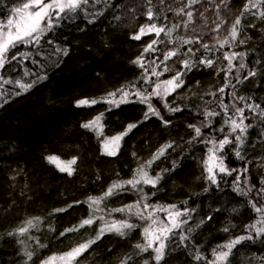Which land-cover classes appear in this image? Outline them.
Returning <instances> with one entry per match:
<instances>
[{
    "label": "trees",
    "instance_id": "1",
    "mask_svg": "<svg viewBox=\"0 0 264 264\" xmlns=\"http://www.w3.org/2000/svg\"><path fill=\"white\" fill-rule=\"evenodd\" d=\"M233 2L239 5L242 0ZM145 10L146 0H101L89 9L90 13L99 12L100 15L89 16L87 19L81 15L74 22L64 21L49 34L52 44L42 40L39 48L22 46L21 52L31 53L29 58L13 61L0 73L6 79L22 78L25 81L36 80L38 75L46 76V79L37 82L28 92L5 97L7 102L0 107V264H20L22 257L18 253L21 245L7 233L31 217L39 216L43 219L40 230H33L31 234L47 245L37 251L33 258L34 264H39L42 258L66 251L82 239L94 236L97 225L82 229L81 232L86 233L84 236L71 233V239L59 237L64 228L77 223L82 216L88 214L86 204L76 205L65 213H53V209L66 207L76 200L83 201L88 195H98L118 178H131L138 163L149 158L152 152L168 140H174L179 147L170 149L169 155L157 161L152 174L163 168L171 169L173 160L177 162V167L163 174L164 178L158 185L161 190L156 192L150 202L176 204L181 210L186 207L194 209L188 226L195 227L202 219L206 221L192 234L193 241L203 245L202 251L210 250V247L227 238V234L220 231L226 222L232 221L238 225L233 229L236 234H240L239 226L248 222L250 210L245 205V198L232 190L233 177L224 176L220 188L215 185L209 187L199 164L205 154V145L198 143L190 148L185 142L191 131L187 128V123L203 120V116L198 113H202L204 107L220 111L214 98L205 93L208 90L216 91L222 86L223 73L217 76L213 68H194L185 77L184 88L178 89L174 94L177 97L176 105L181 106L183 112L171 117L172 125L163 128L155 118L139 125L124 138L120 153L115 157L102 156L100 143L94 133L80 127L81 123L93 118L98 111L107 108V105L78 108V99L104 95L139 74L140 69L131 61L142 51L141 45L152 37L145 36L141 41H134L130 36L147 22L143 15ZM4 13L6 9L0 11V16ZM167 15L168 21L161 18L157 23L170 25L179 19L172 12ZM236 15V9L221 10V16L228 22L221 29V38L226 35L225 29ZM206 16L207 27L205 21L197 17L192 26L196 31L193 32L190 27L186 35H203L204 41L212 44L214 41L211 37L217 35L211 31L215 26L212 23L215 16L211 11ZM89 19L92 20L91 23ZM251 19L249 17L242 23L247 24ZM181 34H185L183 30ZM239 38L245 43L238 44L234 49L226 47L222 51L246 53V63L251 66L256 60H260L257 68L264 69V32L259 30V25L256 29L244 28ZM54 48L67 49L68 55L54 52ZM160 48L163 49L164 45H160ZM208 55L212 56L213 53ZM215 56H221V53L216 52ZM56 61H59L58 65L55 64ZM172 63L173 61H169V64ZM217 64L226 65L227 61H223L221 57ZM175 67L181 66L176 64ZM26 72L29 73L27 76ZM166 75L170 76L172 73ZM4 88L9 93L19 91L12 85H4ZM230 91L231 89L226 90L224 102L229 105L235 102L237 106L243 107V102L233 101L228 94ZM236 95L250 97L248 103H258L264 107V75L238 84ZM168 99L171 101L173 97ZM204 101L211 103L205 105ZM142 107L127 104L106 112L105 134H115L123 130L127 123L140 119L142 113L139 109ZM245 114L250 117L245 123L252 124L241 150L245 159H237L231 146H227L222 155H225V163L230 168H247L250 183L259 187L260 177L264 176V167L257 166V162L264 157V120L247 110ZM221 123L220 117H216L212 128L203 129L205 135L222 138L221 133L214 131ZM133 152L137 153V157H133ZM52 153L59 154L62 158L79 155L83 161L79 173L73 177L59 173L45 159ZM97 175L100 177L98 180ZM235 175L237 173H233ZM241 179L244 177L241 176ZM145 191L152 192L156 189L146 188ZM135 199L136 196L132 193H125L106 203L111 207H119L122 203H130ZM184 201H187L186 205ZM233 208L238 209V213L233 212ZM115 215L118 218L119 214ZM208 216H212V220H207ZM49 224L55 231L48 230ZM137 242H142L139 228L124 238L106 234L80 259L83 264H118L119 257L135 251L133 245ZM27 243L35 247V240ZM260 254H264V245L259 241L249 243L241 253V264H248L249 258ZM149 255L150 253H146L136 259L142 264L143 259ZM162 264H191V261L187 252L178 248Z\"/></svg>",
    "mask_w": 264,
    "mask_h": 264
},
{
    "label": "snow or ice",
    "instance_id": "2",
    "mask_svg": "<svg viewBox=\"0 0 264 264\" xmlns=\"http://www.w3.org/2000/svg\"><path fill=\"white\" fill-rule=\"evenodd\" d=\"M100 2L101 0H8L6 3L5 0H0V11L6 9V13L0 16V73L4 72L13 61L19 62L21 59L29 58L30 52L20 51L22 46L29 49L39 48L42 40L52 44L49 34L59 28L64 21L74 22L81 15L86 19L89 16L100 15L99 12H89L90 7ZM222 9L238 11V15L225 29L226 35H223V38L220 36L221 29L228 22L221 16ZM210 11L215 16L212 21L215 26L211 28V31L217 34L211 37L214 43L205 42L203 35L187 36L186 33L190 27L193 32L196 31L192 26L195 25L197 17L204 20L207 27L206 13ZM168 12L174 13V16L179 18L177 22L170 25L158 24L157 21L161 18L163 21L169 20ZM143 15L147 22L140 25L138 30L130 36V39L134 41H141L145 36L152 37L141 45L142 51L131 61L140 69L139 74L104 95L78 99L76 101L78 108H93L98 104L107 105V108L98 111L93 118L81 123L80 127L94 133L100 143L102 156L115 157L120 153L124 138L139 125L153 118L158 120L163 128H169L172 125L171 117L183 112V108L176 105L177 97L174 94L178 89L184 88L185 77L194 68L199 66L213 68L217 76L223 73L222 86L216 91L208 90L205 93L214 98L220 111L204 107L203 112L198 113L203 116V120L187 123L186 126L191 131L185 142L190 148L198 143L205 145V154L199 160V164L203 178L209 187L215 185L220 188L224 176L233 177L231 188L238 196L245 198L244 202L250 210V218L247 223L239 226L240 234L233 232V229L238 227L237 224L232 221L226 222L220 231L226 233L227 238L210 247V250L202 251L203 245L194 242L192 234L206 221L202 219L195 227L188 226L194 209L186 207L181 210L176 204L150 202L156 192L161 190L158 185L164 178L163 174L177 167V162L173 160L171 169L163 168L152 174L153 165L169 155L170 149L175 150L179 147L174 140H168L152 152L149 158L138 163L131 178H118L98 195H88L83 201L76 200L66 207L53 209V213H65L76 205L86 204L88 214L82 216L77 223L64 228L59 233V237L71 239L69 236L71 233L84 236L86 233H82V229H90L93 225H97L95 235L72 244L66 251L42 258L39 264H83L80 258L106 234L124 238L137 228L140 229L142 242L133 245L134 252L125 253L119 257L118 264H140L136 257L144 256L146 253L150 255L143 259L142 264H162L178 248H183L187 252L191 264H241V253L249 243L255 244L259 241L261 245H264V176L260 177L259 187H257L256 184L250 183L247 168L242 170L230 168L225 163V155H222L226 147L231 146L237 159H245L241 150L245 145L249 128L252 127L251 123H245L246 120H250V117L245 114L246 110L264 120V107L258 103H248L250 97L236 95L238 84L258 75H264V69L257 68L261 61L256 60L255 64L250 66L245 62L246 53L222 51L226 47L234 49L238 44L245 43L239 38L244 28L256 29L259 25V30L264 32V0H242L239 5H236L233 0H155V2L146 0V10ZM249 17L252 19L247 24H243L242 21ZM89 22L91 23L92 20L89 19ZM181 30L185 34H181ZM160 45H164V48L161 49ZM189 45L193 47H186ZM53 51L62 53L64 56L68 55L67 49L54 48ZM216 52L221 53V56H215ZM209 53L213 55L209 56ZM221 57L223 61H227L226 65L217 64V60ZM169 61L173 63L169 64ZM58 63L59 61L55 62L56 65ZM176 64L181 67L176 68ZM168 73L172 75H166ZM28 74L25 73L26 76ZM44 79L46 76L38 75L37 79L32 81H25L22 78L13 80L0 75V107L7 102L5 97L26 93L37 82ZM197 84H199L198 81ZM4 85H12L19 91L9 93ZM229 89L231 91L228 94L233 101L243 102V107L237 106L235 102L231 105L224 102V94ZM170 96L173 97L171 101L168 99ZM201 99L203 100V97ZM209 103L211 102L204 101L205 105ZM127 104L142 105L143 107L139 109L142 113L141 118L127 123L123 130L115 134L106 135L105 113ZM216 117H220L222 123L214 131L221 133L222 138L206 136L203 131L205 128H212ZM225 129L228 130L225 131ZM132 155L137 157L136 152ZM45 159L48 164L67 177L77 175L83 164L79 155L62 158L59 154L52 153ZM257 166L264 167V157L257 162ZM233 173L237 175L233 176ZM117 176L119 177V173ZM241 176L244 177L243 180ZM99 178L97 175L96 179ZM146 188L156 189V191L147 192ZM205 191H208V188H205ZM125 193H132L136 199L130 203H122L119 207H111L106 203L111 198ZM183 203L186 205L187 201ZM232 211L238 213L236 208ZM117 213L118 218L115 215ZM207 220H212V216H208ZM43 222L39 216L31 217L7 233L9 237L16 238L21 245L18 253L22 257L20 264H34L33 258L37 251L47 247L39 237H33L31 234L33 230L39 231ZM48 230L55 231V228L49 224ZM31 240H35V247L27 243ZM248 264H264V254L249 258Z\"/></svg>",
    "mask_w": 264,
    "mask_h": 264
},
{
    "label": "bare ground",
    "instance_id": "3",
    "mask_svg": "<svg viewBox=\"0 0 264 264\" xmlns=\"http://www.w3.org/2000/svg\"><path fill=\"white\" fill-rule=\"evenodd\" d=\"M158 162H156V164L153 165V168L157 165ZM156 171H160V170H156Z\"/></svg>",
    "mask_w": 264,
    "mask_h": 264
},
{
    "label": "rangeland",
    "instance_id": "4",
    "mask_svg": "<svg viewBox=\"0 0 264 264\" xmlns=\"http://www.w3.org/2000/svg\"><path fill=\"white\" fill-rule=\"evenodd\" d=\"M119 217V216H118Z\"/></svg>",
    "mask_w": 264,
    "mask_h": 264
}]
</instances>
